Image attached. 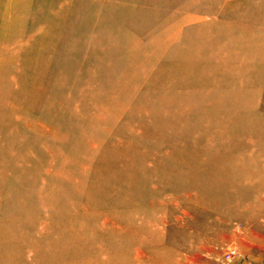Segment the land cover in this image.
<instances>
[{"label": "bare ground", "instance_id": "1", "mask_svg": "<svg viewBox=\"0 0 264 264\" xmlns=\"http://www.w3.org/2000/svg\"><path fill=\"white\" fill-rule=\"evenodd\" d=\"M41 2L9 0L0 9V89L5 90L0 98V195L7 202L15 200L18 203L15 210H6L5 217L0 216V264H97L95 244L106 238L97 222L101 214L99 208L124 206L129 209L132 202L145 201L147 193L135 187L139 184L138 179H146L152 174L165 175L166 171L161 166L163 161L167 160V169L179 171L195 164L202 152L206 156V165L209 163L205 170L210 177L218 168L237 170L238 163L231 162L230 156H239V162L246 163L243 157L264 155V134L261 136L264 119L253 112L256 97L245 93L260 86L264 78L256 75L251 67L253 57L250 53L256 48L238 47L245 41L246 33H238L233 38L238 31L229 32L233 35H225L227 44L221 47L207 44L209 56L196 57L195 60L205 62L208 67L185 74L177 69L175 60L160 64L158 57L165 52L164 48L161 50L158 35L155 42L159 43V47L150 53L141 48L135 32H128L136 38L128 47L139 49V53L132 52L130 55L136 57L133 63L147 64L135 74L146 72L148 65L154 62L152 58H156L153 72L148 80L141 82L146 94L143 97V93L138 95L137 85L126 88L124 82L114 80L101 84L112 92L113 98L107 90L97 106L114 99L116 104L109 107L118 113L121 104H130L129 114L123 115V123L117 127L120 132L124 133L131 127L130 124L135 123V113L149 116L147 121L137 122L144 131L140 137L152 135L163 141L169 139L173 145L171 150L156 157L140 152L141 147H136L132 154L115 146L107 147L94 157L97 166L89 168L93 176L88 188L79 191L75 186L74 171L80 165V155L76 146L58 139V130L64 129L60 119L79 121L68 117L71 116L67 113L68 108L81 106L87 110L92 106L94 95L85 84L97 78L94 74L76 78L73 71L80 69V65H73L74 62L63 65L53 59L75 53L72 48L78 47L80 40L89 39L86 31L74 36L67 29L79 24L87 25L88 20L73 23L69 12L76 7L74 0H52L48 5L50 18L45 20ZM32 7L37 8L33 16L29 11ZM117 16L106 14L107 19ZM125 22L120 21L121 24ZM40 25H45V28ZM28 26L32 29L28 30ZM35 27H38L36 33ZM145 33L140 31L141 35ZM159 37L162 40L167 38L165 43L169 42V45L178 39L172 30L167 29ZM209 41L212 40H206V43H211ZM67 43L72 48L63 46ZM101 53L106 54V50ZM99 70L107 74L115 73L116 69L100 67ZM120 71L122 78L130 76L128 69ZM189 74L202 75L200 84L194 83L202 93L199 98L194 95L197 92L194 84L182 82ZM11 76H14L12 82L9 80ZM15 83L18 90L12 89ZM158 88L166 92L160 102L164 108L143 106L144 103L160 101L157 98L159 90L154 93ZM182 93L191 95L185 99ZM90 118L89 123L93 126L96 120ZM45 120L51 121L58 130L46 126L43 123ZM198 122L213 124L216 130L206 129L205 134L209 137L201 141L192 139V133L202 130V127H195L194 130H188V127ZM248 137L256 147L252 155L239 153V148L244 151L243 140ZM197 142L204 145L203 151ZM180 153L189 160H185ZM144 160H156L155 167L147 168ZM247 167L254 170V165ZM263 168L256 165L257 177L260 174L264 176ZM127 192L129 195L125 196ZM0 198L4 200L2 196ZM22 202L26 207L20 204ZM259 210L264 213V209ZM166 256L172 258L169 252Z\"/></svg>", "mask_w": 264, "mask_h": 264}, {"label": "rangeland", "instance_id": "2", "mask_svg": "<svg viewBox=\"0 0 264 264\" xmlns=\"http://www.w3.org/2000/svg\"><path fill=\"white\" fill-rule=\"evenodd\" d=\"M8 1L0 0V9ZM51 1L41 2L44 6L42 17L45 20L50 18L48 5ZM74 1L76 7L73 12H69L72 14L73 23L83 19V21L87 19L88 23L83 26L80 24L70 26L67 28L68 33L75 36L86 31L89 39L80 40V45L76 48H72L69 43L64 44L65 48H72L75 53L57 56L53 60L60 61L63 65L71 62H74L73 65L75 63L80 65V69L73 71L76 78L94 74L97 80L85 84L94 95L93 104L87 110L81 106L68 108L67 113L71 114L68 117L79 121L67 122L60 119L64 129L58 130L48 120L43 123L55 131L58 130L60 135L58 139L77 147L80 165L74 171V182L76 188L83 192L88 188L89 180L93 176V171L89 168L97 166L94 157H98V154L107 147L115 146L127 154H132L136 147H141L140 152L150 153L156 157L171 150L170 146L173 145L169 139L163 141L152 135L147 138L140 137L144 135V131L137 122L141 124L147 121L149 116L135 113V123L130 124L131 127L124 133L120 132L117 127L122 125L123 115L129 114L130 104H121L118 113L109 107L116 104L114 99L97 106L99 101H103V93L108 90L101 86L106 82L122 81L126 88L137 85L138 95L144 92L141 82L148 80L156 58H152L154 62L148 65L146 72L135 74L147 66L144 62L133 63L136 57L130 56L132 52L139 53V49L133 50L128 47L136 38H139L141 48L151 53L159 47V43L155 42L158 35L161 50L164 48L165 52L163 56L158 57L160 64L175 60L177 69L187 74L190 70L208 67L205 62L195 60L196 57L199 59L200 56L203 58L209 56L207 44L219 47L227 44L225 35L232 36L233 34L229 32H235V28L238 32L234 33L233 38L238 33H244L237 21L223 13L234 11L235 0H220L227 5L221 13H217L218 0ZM36 9L34 7L29 9L31 16L36 15ZM110 13L118 15L117 18L107 19L106 14ZM121 20L127 23L121 24ZM40 26L45 28V25ZM249 28L250 32L246 33L245 41L243 40L238 47L256 48L250 53L253 57L251 67L256 75L264 78V25L253 21ZM31 29V26H28V30ZM166 29L172 30L178 38L174 44L171 43L172 45H169V42L165 43L167 38L162 40L159 37ZM142 30L146 32L144 35L140 34ZM128 32H135L136 38L128 35ZM206 40L212 41L206 43ZM103 49L106 50V54L101 53ZM100 67L103 69L114 67L116 70L115 73L106 74L99 70ZM126 69L130 71V76L122 78L120 70ZM201 76L189 74L182 82L200 84ZM12 78L14 76L10 77L11 82L14 80ZM193 86L194 90H197L194 95L199 98L202 94L200 88L195 84ZM1 89L0 98L5 91ZM12 89L18 90V85L15 83ZM158 90L157 98H160V101L144 103L143 106L164 108L160 102L164 100L166 92L158 88L154 93ZM245 93L256 97L253 112L264 119V80L260 86L251 91L246 90ZM145 94L143 93L142 97ZM109 95L113 98L112 92ZM189 95L191 94H181L185 99ZM177 106L175 107L179 109ZM89 117L96 120L93 126L89 123ZM195 127H202V130L197 129L192 133V139L198 141L209 137L205 134L206 129L216 130L213 124L207 122L190 125L188 130H194ZM171 132L172 129L169 130V133ZM263 134L264 131L261 132V136ZM243 142L244 151L243 148H239V153L252 155L256 152L250 137ZM197 145L203 151L204 145L198 142ZM262 149L264 151V145ZM210 150L215 153L213 149ZM205 158L201 152V158L195 164L179 171H175L174 168L167 169L165 160L161 163L166 171L165 175L152 174L146 179L143 177L138 179L139 184L135 187L147 193L145 201L132 202L129 209L124 206L99 208L101 214L97 217V222L106 238L95 244L97 264H264V213L261 214L259 210L264 209V176L255 175L256 165L264 167V155L243 157L246 163L239 162L241 159L239 156H230L231 162L238 163L237 170L218 168L210 177L206 174L205 169L209 163L206 165ZM143 163L147 168L153 169L156 160L152 162L144 160ZM248 165H254V170H249ZM49 170H46L44 175ZM23 193L26 194L25 191ZM127 195L128 192L125 196ZM0 196L4 198V200L0 198V216L5 217V211L15 210L18 203L15 200L7 202L3 195ZM20 204L26 207L24 202ZM135 206L136 209H133ZM146 227L149 228L146 230ZM167 252L172 254V258H167Z\"/></svg>", "mask_w": 264, "mask_h": 264}, {"label": "crops", "instance_id": "3", "mask_svg": "<svg viewBox=\"0 0 264 264\" xmlns=\"http://www.w3.org/2000/svg\"><path fill=\"white\" fill-rule=\"evenodd\" d=\"M216 6L219 8L217 13H221L227 7V5L220 0H218ZM223 13L224 15L227 13L226 17H230V19L232 18L237 21L241 25L240 30L243 33H249V25H251L253 21H258L264 25V0H235L234 11H224ZM253 18L255 20H253ZM235 30L238 31L236 28Z\"/></svg>", "mask_w": 264, "mask_h": 264}]
</instances>
